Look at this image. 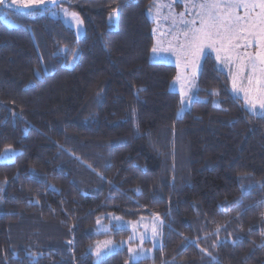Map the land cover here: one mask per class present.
<instances>
[{
  "label": "trees",
  "instance_id": "1",
  "mask_svg": "<svg viewBox=\"0 0 264 264\" xmlns=\"http://www.w3.org/2000/svg\"><path fill=\"white\" fill-rule=\"evenodd\" d=\"M152 1L62 0L81 38L50 6L0 17V157L19 151L0 160V264H264V114L207 54L177 116V68L151 60ZM110 212L161 216L162 247L96 261L95 241L130 234L97 232Z\"/></svg>",
  "mask_w": 264,
  "mask_h": 264
},
{
  "label": "rangeland",
  "instance_id": "2",
  "mask_svg": "<svg viewBox=\"0 0 264 264\" xmlns=\"http://www.w3.org/2000/svg\"><path fill=\"white\" fill-rule=\"evenodd\" d=\"M61 1L54 0L41 7L50 6V15L70 26L76 37L81 38L84 29L79 15ZM8 8L24 9L12 5V0L0 5L1 19L7 26L14 27L15 22L5 13ZM148 16L154 22L153 49H156L151 54V60L170 63L177 68L170 89L180 94L178 117L184 114L193 100L199 98L197 77L203 57L207 54L214 56L218 67L228 74L231 92L242 99L244 107L254 115L264 114L261 109L264 91H258L257 84V79L264 80V64L256 61L253 73L252 65L248 62L249 56L255 57L261 51L257 45H264L261 39L264 35V9L259 6V0H153ZM116 17L117 11H113L112 18ZM236 17L240 18L239 23ZM225 20L232 22L233 32L228 34L231 39L221 38L225 35ZM254 22L257 24L255 27L252 26ZM214 24L219 26L220 36L215 35L218 28ZM209 32L214 34L211 39L205 35ZM196 36L202 39L196 40ZM249 77H252L251 86ZM234 78L237 91L233 90ZM217 103V99H214L213 104ZM18 152L7 147L0 160L10 162ZM115 229H128L130 234L118 241L111 238L95 241L89 251L96 261L123 248L127 250L131 261L151 258L154 250L162 247L164 220L158 214L130 220L110 212L103 214L97 222V232Z\"/></svg>",
  "mask_w": 264,
  "mask_h": 264
},
{
  "label": "snow or ice",
  "instance_id": "3",
  "mask_svg": "<svg viewBox=\"0 0 264 264\" xmlns=\"http://www.w3.org/2000/svg\"><path fill=\"white\" fill-rule=\"evenodd\" d=\"M49 2H54V0H12V5H15L17 7H22L23 9H29V10H33V9H39L41 6L46 5ZM6 4V0H0V5H5ZM259 6L264 9V0H259ZM73 17H75V14H72ZM240 18L236 17V22L239 23ZM224 27V32L225 35L223 37H221L222 39H231V36L228 35L230 33L233 32V26H232V22L231 20H225L223 22ZM214 27H217L218 30L215 33L216 36H220V31H219V26L217 25H213ZM253 27L257 26V24L254 22ZM207 36V38L211 39L212 36L214 35L213 33L209 32L205 34ZM196 40H200L202 39V37L200 36H196L194 37ZM262 41H264V35L261 36ZM257 47L261 48V51H258L256 53L255 57L249 56L248 57V62L252 65L253 68V73L255 72V68H256V61H259L261 64H264V45L258 44ZM153 51L155 52L156 49L154 48ZM219 59V57H218ZM239 75V74H237ZM252 84V77H249V85L251 86ZM257 84H258V91H264V80L261 79H257ZM233 90L237 91V86H236V81L235 78L233 79ZM247 103V101H246ZM261 109L264 110V100L261 101ZM252 111H254V109H250ZM155 234V233H154ZM131 251V250H130Z\"/></svg>",
  "mask_w": 264,
  "mask_h": 264
},
{
  "label": "crops",
  "instance_id": "4",
  "mask_svg": "<svg viewBox=\"0 0 264 264\" xmlns=\"http://www.w3.org/2000/svg\"><path fill=\"white\" fill-rule=\"evenodd\" d=\"M152 52H153V50H152ZM231 87V86H230Z\"/></svg>",
  "mask_w": 264,
  "mask_h": 264
}]
</instances>
